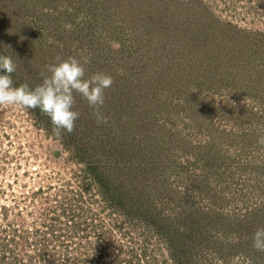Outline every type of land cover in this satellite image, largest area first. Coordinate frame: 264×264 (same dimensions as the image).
<instances>
[{
	"label": "rangeland",
	"instance_id": "374dc122",
	"mask_svg": "<svg viewBox=\"0 0 264 264\" xmlns=\"http://www.w3.org/2000/svg\"><path fill=\"white\" fill-rule=\"evenodd\" d=\"M0 54L113 79L59 137L0 105V264H264V0H0Z\"/></svg>",
	"mask_w": 264,
	"mask_h": 264
},
{
	"label": "clouds",
	"instance_id": "9594fccd",
	"mask_svg": "<svg viewBox=\"0 0 264 264\" xmlns=\"http://www.w3.org/2000/svg\"><path fill=\"white\" fill-rule=\"evenodd\" d=\"M56 60L57 63L46 66L49 75L43 76L42 83L30 88L26 83L14 86L12 74L16 71V64L11 56L0 54V105L39 109L42 115L50 119L53 133L59 137L75 130L80 113L74 110V93H78L92 109L96 123H108L102 106L105 102V90L113 84L112 77L96 72L85 79V66L90 63L89 59L81 61L75 57L61 59L57 56ZM257 143L264 146V137H259ZM252 240L253 248L264 252V228H258L253 233Z\"/></svg>",
	"mask_w": 264,
	"mask_h": 264
},
{
	"label": "trees",
	"instance_id": "16d2710c",
	"mask_svg": "<svg viewBox=\"0 0 264 264\" xmlns=\"http://www.w3.org/2000/svg\"><path fill=\"white\" fill-rule=\"evenodd\" d=\"M264 206V203L263 204H261V207H263Z\"/></svg>",
	"mask_w": 264,
	"mask_h": 264
}]
</instances>
